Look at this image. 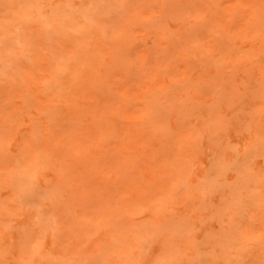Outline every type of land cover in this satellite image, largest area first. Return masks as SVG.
Segmentation results:
<instances>
[{
    "label": "rangeland",
    "instance_id": "374dc122",
    "mask_svg": "<svg viewBox=\"0 0 264 264\" xmlns=\"http://www.w3.org/2000/svg\"><path fill=\"white\" fill-rule=\"evenodd\" d=\"M0 264H264V0H0Z\"/></svg>",
    "mask_w": 264,
    "mask_h": 264
}]
</instances>
